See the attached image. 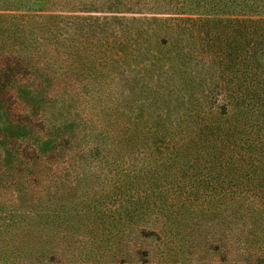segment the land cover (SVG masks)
Segmentation results:
<instances>
[{"label":"trees","instance_id":"16d2710c","mask_svg":"<svg viewBox=\"0 0 264 264\" xmlns=\"http://www.w3.org/2000/svg\"><path fill=\"white\" fill-rule=\"evenodd\" d=\"M0 10L36 12H0V264H126L136 228L263 219L264 0ZM232 238L264 264L253 235Z\"/></svg>","mask_w":264,"mask_h":264},{"label":"rangeland","instance_id":"374dc122","mask_svg":"<svg viewBox=\"0 0 264 264\" xmlns=\"http://www.w3.org/2000/svg\"><path fill=\"white\" fill-rule=\"evenodd\" d=\"M0 12L3 14L19 13L27 20H33L36 17V12L30 10H0ZM8 18L12 19L10 16L6 19ZM14 18L18 19L20 17ZM180 42H186L194 46L196 44L192 39L186 41L182 39ZM14 105L15 108L17 106L16 109H13L14 111H22L20 105ZM14 105H12L13 108ZM7 193L8 189L0 184V200ZM217 216H222L224 219L227 218L225 214L206 213L204 215L206 222L197 224L193 229L191 224L185 226L186 219H182L181 224H178V221L174 226L162 225V232L157 230L158 237L154 235L142 237L139 235L138 228L133 229L127 234V239H125L124 246L121 248V253L118 255L117 260L122 257L126 264H240L248 245L232 238L235 233L239 236L244 233H247L248 236L253 235L256 241L252 244L255 247L258 244H260L259 246L264 245L262 242L264 238V217L263 219H256L255 225L249 228L240 224L242 215L239 213L236 214L232 223H226V221L221 220L214 221ZM140 224L138 222L135 227L140 226ZM137 246L140 249L142 247L147 249V253L143 254L140 250L135 252L134 249ZM89 248L92 249L91 254L95 255L94 251L97 248L94 242L85 244L75 242V248L73 249L75 257H78V254L83 256L84 252ZM124 248L125 251H123ZM239 253L240 255H238Z\"/></svg>","mask_w":264,"mask_h":264}]
</instances>
